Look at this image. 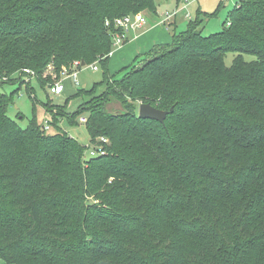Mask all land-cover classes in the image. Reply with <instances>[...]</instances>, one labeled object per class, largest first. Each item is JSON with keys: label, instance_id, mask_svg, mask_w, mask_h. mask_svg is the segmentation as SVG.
I'll use <instances>...</instances> for the list:
<instances>
[{"label": "trees", "instance_id": "1", "mask_svg": "<svg viewBox=\"0 0 264 264\" xmlns=\"http://www.w3.org/2000/svg\"><path fill=\"white\" fill-rule=\"evenodd\" d=\"M156 4L0 0L2 84L107 67L116 21ZM203 21L120 81L106 75L103 94L79 91L86 110L46 103L48 130L35 117L21 127L0 93V264H264V0H240L218 33ZM113 100L123 112L106 110ZM140 104L174 111L162 124ZM80 116L104 154L87 157L58 125Z\"/></svg>", "mask_w": 264, "mask_h": 264}, {"label": "rangeland", "instance_id": "2", "mask_svg": "<svg viewBox=\"0 0 264 264\" xmlns=\"http://www.w3.org/2000/svg\"><path fill=\"white\" fill-rule=\"evenodd\" d=\"M239 2L240 0H188V2L187 0H181L180 2L178 0H157V15H151L148 12H142L139 15L147 16L148 24L146 28H150L151 26L155 27L153 31L155 34L154 40L156 39L160 45H166L172 43L175 34L180 35L187 30L190 23H194L196 20H204L202 27L205 36L220 32ZM167 13L174 16L170 21V25L165 23L164 20ZM161 23H163V27ZM138 30L137 32H142L144 29ZM133 31L136 30L132 29L128 33V38L125 39V45L123 44L120 47L113 48V54L110 57L107 67L96 62L90 66H82L81 64L78 68L67 70L68 72L64 70L57 72L53 68L47 69L44 73L45 78L50 76L54 82L63 81L64 83L65 91L60 96L51 94L47 86L42 87L36 81L34 75L30 78L28 77L27 82L31 81L30 88L22 86L19 89V83L2 84L0 79V93L13 95V102L8 109L9 117L17 121L21 127L25 128L29 120L34 117L40 124H43L44 121L52 122V116L44 108L46 103H51L54 106L53 112L55 113L61 112L56 106H63L68 100L70 102L65 107L67 114H73L79 109H81L80 111L86 110L88 105L85 104L82 108H78L82 102V97L74 98L79 91L94 88L96 95L103 94L108 88L106 75H109L114 81H120L131 71L133 66L142 63L146 55L150 52V50L148 53L146 51L139 52V45L133 40ZM233 58L234 55L232 53L227 55V65L230 66L232 64ZM245 58L249 61L254 59V57L248 55ZM94 65L98 67V70H93ZM75 71L78 74L79 85H75L69 77L70 73ZM9 82H12V80ZM106 110L111 113H117L123 112L124 109L118 101L113 100V102L106 106ZM63 112L64 110L61 113ZM80 118H78V124L75 125H70L66 117L58 118V125L62 131L76 139L79 143L90 147L89 134L85 125L79 122ZM54 131L55 129H52L48 132L53 133ZM86 156H90L89 148Z\"/></svg>", "mask_w": 264, "mask_h": 264}, {"label": "built area", "instance_id": "3", "mask_svg": "<svg viewBox=\"0 0 264 264\" xmlns=\"http://www.w3.org/2000/svg\"><path fill=\"white\" fill-rule=\"evenodd\" d=\"M187 2H188V0H187ZM173 18H174V16H172L170 13H167L166 17L164 18L165 23H168V25H170V21ZM146 23H147V20H146L145 15L135 16L134 21L131 20L130 16H127V17L122 18V19H118L116 21V27L121 28L122 33H115L113 35L114 47L122 46L125 43V39L128 38V33L132 29H134V30L142 29V28H144ZM112 54H113V52L110 55H112ZM78 67H80V63L75 64V68H78ZM93 70L94 71L98 70V67L96 65H94ZM64 71L68 72L66 69ZM25 72L29 73V70H25ZM69 77L74 82L75 85H79L77 71L70 73ZM49 91L51 94H54L56 96L62 95L65 91L63 81H59V82H56L54 85H51L49 87ZM80 123L85 125L87 123V118L81 117ZM44 127L46 130L50 129V125H49L48 121H44ZM101 141L103 143H108L107 139H105V138H101ZM89 151H90L91 157L104 154V150L101 146H99V147L98 146L97 147L96 146H90Z\"/></svg>", "mask_w": 264, "mask_h": 264}, {"label": "crops", "instance_id": "4", "mask_svg": "<svg viewBox=\"0 0 264 264\" xmlns=\"http://www.w3.org/2000/svg\"><path fill=\"white\" fill-rule=\"evenodd\" d=\"M145 17L147 20V16ZM147 24H148V21L146 25L144 26V28L141 29V30L144 29L142 32H137L139 30L133 31V34H134L133 40L139 45L140 53L145 52V51L146 53H148L149 50L151 51L154 47L160 45L159 43H157L156 39L154 40L155 34L153 33V31L155 30V27L151 26L150 28H146ZM158 26L160 27V25ZM161 26L163 27L164 25L161 23Z\"/></svg>", "mask_w": 264, "mask_h": 264}, {"label": "water", "instance_id": "5", "mask_svg": "<svg viewBox=\"0 0 264 264\" xmlns=\"http://www.w3.org/2000/svg\"><path fill=\"white\" fill-rule=\"evenodd\" d=\"M131 20H135V15L131 14L130 15ZM85 64L82 63V66ZM174 111V107L171 108L169 111H163L160 109H157L156 107L152 106L151 104H140L139 106V117L142 119H150V120H155L158 121L162 124L165 123V120L169 114H172Z\"/></svg>", "mask_w": 264, "mask_h": 264}]
</instances>
